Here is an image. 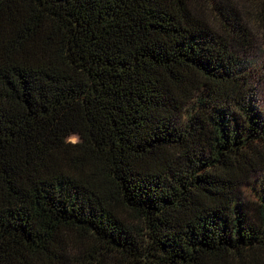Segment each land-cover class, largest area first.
<instances>
[{
	"label": "trees",
	"instance_id": "16d2710c",
	"mask_svg": "<svg viewBox=\"0 0 264 264\" xmlns=\"http://www.w3.org/2000/svg\"><path fill=\"white\" fill-rule=\"evenodd\" d=\"M257 6L0 0V264H264Z\"/></svg>",
	"mask_w": 264,
	"mask_h": 264
},
{
	"label": "rangeland",
	"instance_id": "374dc122",
	"mask_svg": "<svg viewBox=\"0 0 264 264\" xmlns=\"http://www.w3.org/2000/svg\"><path fill=\"white\" fill-rule=\"evenodd\" d=\"M250 11H258L255 14V17H258V20L260 19V13L264 14V11L262 12L260 10V7L258 6L257 11H255L253 8ZM209 19L211 20V25L215 27V23L213 22L212 18L209 17ZM244 22L245 26L250 31L252 46L246 51L239 52V56L251 62L252 65L255 67L254 76L252 78L251 84L255 89L257 104L264 111V28L259 27L260 25L258 26L252 21V23H249L246 20H244ZM71 140H76V138L71 137ZM239 191L243 195L245 190L241 187V190L239 189Z\"/></svg>",
	"mask_w": 264,
	"mask_h": 264
}]
</instances>
